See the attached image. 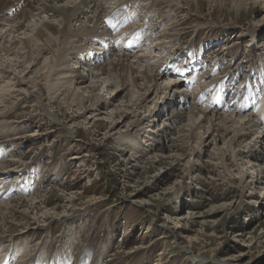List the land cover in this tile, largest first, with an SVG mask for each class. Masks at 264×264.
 <instances>
[{
    "label": "rangeland",
    "instance_id": "374dc122",
    "mask_svg": "<svg viewBox=\"0 0 264 264\" xmlns=\"http://www.w3.org/2000/svg\"><path fill=\"white\" fill-rule=\"evenodd\" d=\"M137 1L139 3L133 5L135 7L132 8V14L134 10L135 13L138 11L134 16L138 19L141 17V22L146 19L153 24L160 23L159 20L164 22L168 17L167 23L176 25V30L173 27L172 32L177 33L178 43L175 40L177 44L173 45L177 48L179 56L180 51H185L186 54L180 56L183 60L189 57V53L194 56L193 53L203 52V59L206 60L203 63H206L208 71L219 66L220 72L223 71L222 75H231L228 81H231L235 74L238 75L232 91L243 92V83L252 85L254 89H264V0H180L179 8L172 11L162 1L153 8L149 6L154 0ZM2 4L5 3H0ZM2 7L4 6L0 8ZM140 21L137 20L136 25ZM153 27L158 34L166 28L165 25L160 27L161 29L156 28L155 24ZM192 42L191 47L189 43ZM212 56L215 59H212ZM28 77L31 75L27 74L26 78ZM9 79L0 77L1 93ZM12 82L7 85L14 86ZM40 84L45 88L44 81H40ZM14 87L12 89L17 96L14 98L15 102L9 106L13 113L5 115L8 121L0 120V124L7 122L12 124V128L18 124V127L23 128L27 124V133L23 135H28L32 130L42 132L43 136L45 132H49L46 137H36L38 142L34 140L31 143L33 149L30 151V143L14 148V151L20 152L19 155H26L23 157L24 161H30L36 154L42 156V161L34 162L35 168H32L38 172L36 180L39 190L35 193L42 195L43 199L49 198L47 208L53 203L56 204V214H62L64 211L79 212L77 216L63 223L60 221L63 216L59 219L50 217L47 223L55 222L51 225V233L43 231L38 235L25 236L26 238L22 236L18 238L19 241L10 243L9 247L15 248V243L29 239V245L26 247L36 251L42 243H47L41 250L40 261L44 264H47L52 256L57 262V255L64 257L62 252L66 249L71 253L69 256L76 260L81 252L87 250L91 260L93 258L92 263L96 264H264V206L262 210V206H258L259 209L255 207L257 200L264 195L262 184L253 189H244L233 168L229 175L221 172V168L217 171L215 169L216 172L212 173V176L205 177V186L193 184L185 169H181L183 165H179L177 160H174L173 171L162 175L161 180L156 181L165 168H160L159 164L152 167L148 155H144V158L142 156L141 159L140 153L134 152L132 156H136L132 157V161L136 167H131L126 159L132 150L123 149L120 145L126 140L120 143L116 136L108 141L103 138L108 126L105 121L99 120L93 125L96 122L93 117L88 119V124L85 121L82 127L75 121L70 124L68 120L75 108H65L66 104L63 103L58 109L57 101L61 100L60 96L48 102L50 112L58 115L62 121L59 127L55 126L47 118L38 116V106L33 97L28 96L29 93L28 97H25L24 94H19L22 93L20 86ZM34 92L37 93L36 90ZM45 93L46 89L40 94ZM262 98L259 94L258 99ZM29 115H32L31 124L27 123ZM87 116L89 115H83L77 120L82 121ZM65 127L73 131L71 137L67 136ZM0 132L10 133L8 127ZM175 136L176 134L170 136L171 142ZM2 139L4 137L0 138ZM212 146L213 143L205 150L207 152L203 154L200 162L209 159L207 155L212 152ZM9 156L6 158L9 159ZM189 159L192 162L197 161L194 156ZM186 160L187 157L180 163L183 164ZM212 163L216 162L213 160ZM182 181H191L190 189L184 190L186 186ZM170 184H174L173 189H170ZM52 186L56 188L55 192L62 193L66 198L72 197V201H57L50 195ZM165 187L169 188L168 193L164 192ZM238 193L244 194L241 200L235 201L233 205L221 206L225 202L235 200ZM65 204L72 208H66ZM201 211H206L207 214L196 217ZM19 217L20 213L15 219L19 220ZM16 222L17 220L14 221ZM164 223L167 228L163 226ZM162 235L164 237H161ZM64 244L65 247H62ZM3 245L8 246L7 243ZM1 251L2 247L0 256Z\"/></svg>",
    "mask_w": 264,
    "mask_h": 264
},
{
    "label": "bare ground",
    "instance_id": "6f19581e",
    "mask_svg": "<svg viewBox=\"0 0 264 264\" xmlns=\"http://www.w3.org/2000/svg\"><path fill=\"white\" fill-rule=\"evenodd\" d=\"M161 1L162 3L165 2L171 11L179 8L178 2L180 0L177 2L175 0H154L149 7L153 8ZM20 2L21 9L19 12L8 16L10 7H16ZM136 2L139 3L137 0H0V3H5L2 4L4 7L0 8V77L10 78L4 86L3 94L0 92V120L8 121L5 115L13 113L10 111L13 109H9V106L15 102L14 98L17 94L14 95V89L12 88L20 86L22 90V93H19L20 95L24 94L26 97L29 93L28 96L33 97L38 106V116L47 118L52 124L59 127L62 122L61 118L50 112L48 102L62 96L61 100L58 99L57 101L58 109L63 103L66 104L65 108H75L68 120L70 124H74L73 121H75L79 127H82L85 121L88 124V119L95 117L96 122L93 125L97 124L99 120L108 124L107 131L103 135L105 141L114 136L119 139L120 143L126 140L120 145L123 149L129 148V150H132L131 157L129 156L126 159L131 167H136V164L132 161L134 160L132 157L136 155L132 156V152L140 153L139 157L141 159L142 156L144 158V155H148L149 164L152 167L157 164L161 166L160 168L164 167V173L156 178V181L161 180L162 175L171 173L174 168V160H177L179 165H183L181 169H185L186 175L190 177L193 184L205 186L207 184L204 180L205 177L212 176V173L219 170V168H221V172L227 174L233 168L236 171L235 173L238 174V181L242 182L244 189H253L261 184L264 189V131L262 130L264 127H260L264 125V113L257 114L256 109L248 110L245 105L233 107L230 104H223V99L226 96L223 91H219L220 96L215 103L203 100V94L196 93L192 106H189L188 110L179 109L180 100L187 98V95L185 93L180 94L179 90H181L183 84L186 87L187 84L196 80V73L193 77L185 80L177 79L186 75L184 70L179 67L175 68V65L170 63L171 61L163 62V59H167L170 52L177 51L175 45L178 43L176 40L177 33L172 32L176 25L170 22L167 23L168 17L164 19V22L159 19L160 23L154 22L157 28L164 25L166 28L162 29V32H159L151 42L149 40L145 41V38L154 36L146 33L145 25L127 27L129 20L124 19L118 30L122 32L127 27L126 29L130 31L127 35H132L131 39H129V36L125 37L127 46L135 48L139 46L138 51L136 53L126 51L118 54V51L112 48L107 53L110 54V57L106 61L101 62L99 58L91 66L82 67L79 55H86L83 50L93 41V36H95L94 34L104 21L105 16L113 15L121 6L127 11L129 6H133ZM6 8H9L7 12L5 11ZM151 12L153 11L151 10ZM151 24L148 21V27ZM117 34L120 35V33ZM174 43L175 45H173ZM189 45L192 47L193 42ZM197 59H199V54H196L192 61ZM212 59H215V57L212 56ZM194 71L196 70L194 69ZM23 73H26L24 77L22 76ZM205 73L203 72L200 75L199 85L201 87L219 79L210 72L211 77L205 81ZM27 74L31 77L26 78ZM173 78L178 82L171 80ZM221 78L224 77L221 76ZM40 81H44L45 88L40 84ZM10 82L14 86H8L7 84ZM65 83H67L66 86ZM31 88H34L37 93ZM43 88L46 89V93L41 95V92L44 93ZM201 92H203V89ZM249 98L257 101L258 95L251 92L244 100ZM260 98L262 97L260 96ZM167 113L168 115H166ZM243 113L248 114L243 115ZM86 114L89 116L82 121L77 120ZM29 116L27 123L31 124L32 115ZM10 125L7 122L0 124V130H5V127H8L10 131V133L5 132L3 134L0 132V138L4 137L0 140V157L5 153V148L9 150L8 155H10L9 159L0 160L1 177L12 176L24 170L31 172L28 170L34 167V162L39 163L42 161L41 154L33 155L32 158L30 157V161H24L23 157H26V155H19L20 152L14 151V148L17 145L22 147V145L30 143L28 145L30 151L33 149L31 143L34 140L37 141L38 138L49 135V132H45L43 136L42 132L36 130H32L28 135H23L27 133L25 130L27 124L23 128L18 127L19 124L13 126V128L12 124ZM62 125L65 126L64 123ZM64 129L67 131V136L73 134L69 127ZM173 134H176V136L171 142L170 136H173ZM194 143L197 145H194ZM212 143V152L209 150L210 153L207 155L208 157L206 156L209 159L206 160L205 157V160L200 162L199 160L203 158V154L207 152L205 150ZM191 156H194L197 161H190ZM5 157L7 156L4 155L3 158ZM186 157L187 160L181 164L180 162H183ZM213 160L216 163H212ZM54 176L56 177L55 174ZM191 181L190 183H192ZM190 183L182 181V184L186 186L184 190L190 189ZM169 186H171L170 189L174 188V184ZM242 186H240V189H242ZM10 187L12 186H8V188ZM13 189L16 191L14 196H9V189L4 190L2 188L0 190V247L2 244L7 243L8 246L4 247L5 250H9L10 243L17 241L22 236L38 235L43 231L51 233V225H54L55 222L48 224V218L56 217L59 219L63 216L60 220L63 223L65 220L77 216L79 212L65 213L64 211L62 214H56L54 211L56 204L55 206L53 203L47 208L49 198L43 199L42 195L37 192H32L31 197L24 196L19 192L21 187L19 190L17 186ZM55 189L53 186L51 187L50 195L57 201H72V197L66 198L62 193L55 192ZM168 189L165 187L163 190L168 193ZM242 197H244V194L240 195L238 193L235 200L225 202L221 206L233 205L235 201L241 200ZM253 198L255 199V197ZM263 203L264 195L257 200L256 209H259L258 206H262L260 208L262 210ZM64 206L72 208L68 204ZM18 213H20L19 220L15 219ZM206 214V211H201L196 214V217H202ZM15 220H17L16 223H14ZM32 220L33 224L31 223ZM163 226L167 228L166 223ZM28 240L26 242L22 240L23 242L19 244L26 249V246L29 245ZM46 244L42 243L36 251L33 248L32 251L30 249L25 251L21 260L23 261L22 264H34L36 255ZM65 245H62V247H65ZM11 263V259H8L4 264Z\"/></svg>",
    "mask_w": 264,
    "mask_h": 264
},
{
    "label": "snow or ice",
    "instance_id": "6c2138e0",
    "mask_svg": "<svg viewBox=\"0 0 264 264\" xmlns=\"http://www.w3.org/2000/svg\"><path fill=\"white\" fill-rule=\"evenodd\" d=\"M112 27H115V24L111 25Z\"/></svg>",
    "mask_w": 264,
    "mask_h": 264
}]
</instances>
